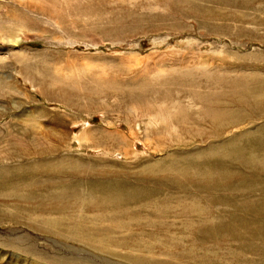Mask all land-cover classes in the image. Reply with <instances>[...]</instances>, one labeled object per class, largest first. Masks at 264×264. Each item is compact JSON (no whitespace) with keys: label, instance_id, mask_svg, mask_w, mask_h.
I'll list each match as a JSON object with an SVG mask.
<instances>
[{"label":"rangeland","instance_id":"rangeland-1","mask_svg":"<svg viewBox=\"0 0 264 264\" xmlns=\"http://www.w3.org/2000/svg\"><path fill=\"white\" fill-rule=\"evenodd\" d=\"M208 78L235 80L237 87L264 82V0H0V167L67 156L90 164L83 181L94 173V180H125L172 203L178 196L214 197L225 211L220 224L239 215L261 226L264 214L255 210L264 207V175L245 163L226 159L216 167L232 173L221 186L169 178L183 162L221 157L228 141L264 128V109L242 107L226 126L208 119L197 97L209 84L211 91L228 88ZM181 119L184 128L169 131ZM214 146L221 149L206 152ZM26 224L0 214V264L44 256L127 264ZM250 233L264 253V237ZM230 240L222 244L239 239Z\"/></svg>","mask_w":264,"mask_h":264},{"label":"bare ground","instance_id":"bare-ground-1","mask_svg":"<svg viewBox=\"0 0 264 264\" xmlns=\"http://www.w3.org/2000/svg\"><path fill=\"white\" fill-rule=\"evenodd\" d=\"M192 74L187 72L186 75L192 77ZM212 79L217 81V88H222L223 84L228 88L223 89L224 92L211 91L209 89L212 84H209L207 93L198 96L197 100L200 101L199 104L209 108L206 116L216 120L218 126H226L237 120L242 107L247 108L249 113L263 111L264 82L237 87L235 80L228 83L218 78L207 80ZM193 115L196 116V113ZM195 120L199 122L197 117L193 121ZM184 123H187L186 119H181L174 125L170 124L169 131L181 129ZM240 142L242 144L238 146ZM227 144L231 146L219 154L221 157H213V160L212 157L195 158L183 162L177 167L178 171L172 172L174 175L169 178L179 181L188 177L195 184L210 182V185L221 186L232 176L227 170L216 169L227 164L226 159L239 162L238 167L245 163L242 167H248V172L258 173L263 178L264 128L259 135L232 139ZM219 149L221 148L218 146L208 147L206 152L212 154ZM246 152L249 155L244 159L241 154ZM89 165L61 156L16 166H1L0 214L24 220L29 228L37 232L50 233L76 242L93 252L126 260L127 264H264V253L257 251L258 243L250 233L254 228V233L264 237V234L258 233L264 232V224L252 227L251 224L256 222L235 215L228 224L222 225L218 221V214L225 211L221 213V209L216 207L220 204L216 205L214 197L210 199L206 195L178 196L172 203L174 198L163 195L158 190L138 187L124 182L125 180H94V176H100L94 172L91 173V181H83V176L90 175L87 174L91 171ZM165 171L168 172L167 169ZM43 177L48 179H42ZM77 177H81L80 180ZM24 179L33 180V183H24ZM229 185L232 187L231 183ZM203 187L206 190L208 188ZM203 187L198 190L204 189ZM255 212L263 215L264 207L256 209ZM213 220L217 225L213 226ZM209 237L214 241L207 242L205 239ZM234 237L239 239L235 241L236 245L222 244L225 243L223 239L231 243L230 239ZM25 250L32 251L30 246ZM244 250L252 255L248 256ZM43 259L45 261L39 260L42 264H91L82 258L66 256H44ZM39 261L35 260L33 264H40Z\"/></svg>","mask_w":264,"mask_h":264}]
</instances>
